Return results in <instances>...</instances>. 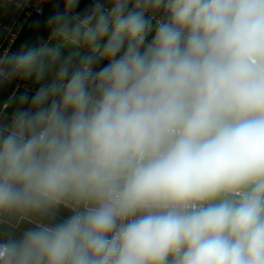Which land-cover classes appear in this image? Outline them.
I'll list each match as a JSON object with an SVG mask.
<instances>
[{
    "label": "clouds",
    "instance_id": "clouds-1",
    "mask_svg": "<svg viewBox=\"0 0 264 264\" xmlns=\"http://www.w3.org/2000/svg\"><path fill=\"white\" fill-rule=\"evenodd\" d=\"M79 4L0 53L38 85L0 120V264H264V0Z\"/></svg>",
    "mask_w": 264,
    "mask_h": 264
},
{
    "label": "crops",
    "instance_id": "crops-1",
    "mask_svg": "<svg viewBox=\"0 0 264 264\" xmlns=\"http://www.w3.org/2000/svg\"><path fill=\"white\" fill-rule=\"evenodd\" d=\"M106 2V0H105ZM92 0H80L79 7L76 9L77 12H83L86 8H91ZM107 6V3H106ZM63 0H47L43 4V17L32 16L29 18L24 29L22 30L18 40L14 44L11 51L18 50L22 44L28 43L34 45L38 42H45L50 36V31L46 26V20L49 16L54 14L56 11L63 10ZM20 8L17 7V0H0V21L3 23H12L18 18ZM4 30L0 27V44L4 40ZM151 39V37H149ZM51 79V76L49 77ZM24 83L29 89H19L14 94L15 97H19L22 93L27 92L31 96L35 91L30 88L37 89L38 85L31 79H13L12 81H6L0 84V120L8 122L11 118L13 111L16 108V102L10 98L16 84ZM69 213L66 210L60 211V218L66 217ZM31 225H21L20 230L22 231L25 227ZM19 235V232H17Z\"/></svg>",
    "mask_w": 264,
    "mask_h": 264
},
{
    "label": "built area",
    "instance_id": "built-area-1",
    "mask_svg": "<svg viewBox=\"0 0 264 264\" xmlns=\"http://www.w3.org/2000/svg\"><path fill=\"white\" fill-rule=\"evenodd\" d=\"M43 4L44 3H41L40 0H28V2L25 3L23 7H19L20 13L15 21H13L12 23H3L0 21V27H2L6 32L5 38L0 44V53L4 52L5 50L11 51L29 18H31L32 16H44ZM22 88L29 89V87L24 83L16 84L10 98L14 96L17 90ZM30 89L36 91V89L34 88Z\"/></svg>",
    "mask_w": 264,
    "mask_h": 264
},
{
    "label": "water",
    "instance_id": "water-1",
    "mask_svg": "<svg viewBox=\"0 0 264 264\" xmlns=\"http://www.w3.org/2000/svg\"><path fill=\"white\" fill-rule=\"evenodd\" d=\"M4 30V29H3ZM4 35L6 36V32H5V30H4ZM5 36H4V38H5Z\"/></svg>",
    "mask_w": 264,
    "mask_h": 264
}]
</instances>
